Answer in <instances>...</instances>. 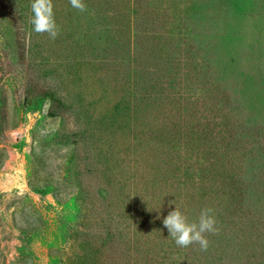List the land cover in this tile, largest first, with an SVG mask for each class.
I'll return each instance as SVG.
<instances>
[{
	"label": "rangeland",
	"instance_id": "rangeland-1",
	"mask_svg": "<svg viewBox=\"0 0 264 264\" xmlns=\"http://www.w3.org/2000/svg\"><path fill=\"white\" fill-rule=\"evenodd\" d=\"M31 2L0 0V264H264V0H52L55 40ZM177 170L207 251L163 229Z\"/></svg>",
	"mask_w": 264,
	"mask_h": 264
},
{
	"label": "clouds",
	"instance_id": "clouds-1",
	"mask_svg": "<svg viewBox=\"0 0 264 264\" xmlns=\"http://www.w3.org/2000/svg\"><path fill=\"white\" fill-rule=\"evenodd\" d=\"M69 3L80 12L88 10L83 0H69ZM30 8L32 16L29 18V23L33 26V31L41 35L46 33L49 39L55 40L60 28L55 21L52 0H32ZM162 223L168 230V237L182 248L195 244L201 251H207L210 241L206 234L215 235L219 232L214 210L210 207L201 209L198 219L190 222L175 205V209L164 217Z\"/></svg>",
	"mask_w": 264,
	"mask_h": 264
},
{
	"label": "trees",
	"instance_id": "trees-1",
	"mask_svg": "<svg viewBox=\"0 0 264 264\" xmlns=\"http://www.w3.org/2000/svg\"><path fill=\"white\" fill-rule=\"evenodd\" d=\"M2 76H3V74H2V67L0 65V80H1ZM4 105H5V98H4V95H3L2 90L0 89V137H2V129H3V125H4V118H3V115H4V113H3L4 112ZM118 109L119 108L117 106L114 107V110H115L116 115H117V110ZM177 154H179V152H177ZM177 158H178V156H177ZM175 159L176 158L173 156L172 157V160H170V161H173L175 164H178V163H176V160ZM174 168L180 169L179 165L174 166ZM154 173H152V174L150 173V176H149V178L146 179V181L148 182L149 185H153L154 186L153 188H158V189L164 188V190L166 191V192H162V194H158V199L159 198L160 199H163L164 198V199H166L169 202V209L167 211H164V212L162 211V214H165L164 217H166L167 214L170 211H172V210L175 209V205H177L180 208V210L187 216L186 212L184 211V208L185 207L182 206V203L180 202V200H178L179 198L178 199L174 198L175 193L178 192V189H179L175 185H180L182 183V180H181L182 179V175L179 174V170L176 171V174L173 171L172 173L174 175L173 174H170L171 175L170 178H172V180H170V182H165L163 184L160 182L161 181V178H162V175H163V171H162L161 174H154ZM159 176L161 178H159ZM172 183L174 185H172ZM174 190H176V191H174ZM172 201L174 202V205H172ZM193 212L195 213V211H192V214H193ZM163 219L164 218H162V221H163ZM196 219H197V215L195 213L194 216H193V219L192 220H189L188 219V220L189 221H193V220H196ZM163 229H166L164 227V225H163ZM141 244H143V249L145 251L146 250L148 251V247H147V244L148 243H146V241H145V242H141ZM192 254H193V250H192ZM198 263H199V261H198Z\"/></svg>",
	"mask_w": 264,
	"mask_h": 264
}]
</instances>
